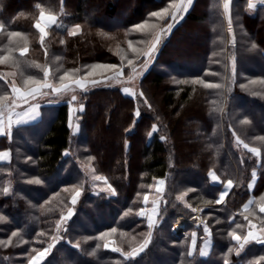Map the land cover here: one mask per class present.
Wrapping results in <instances>:
<instances>
[{
    "label": "trees",
    "instance_id": "1",
    "mask_svg": "<svg viewBox=\"0 0 264 264\" xmlns=\"http://www.w3.org/2000/svg\"><path fill=\"white\" fill-rule=\"evenodd\" d=\"M171 3L179 5L181 0H0V23L4 24L0 55L6 54L9 31L21 33L12 38V47H28L24 57L18 50L12 52L18 66L11 61L0 64V76H4L0 96L11 94L13 81L21 89L35 86L25 81L29 76L42 80L44 67L54 85H59V76L65 72L70 73L65 83L86 76L93 64H115L129 75L133 65L144 60L143 52L155 33L166 25L168 16L153 18L151 13ZM36 4L58 15L64 24L45 30L43 46L34 27L40 15ZM246 5V0L236 1L233 23L225 25L220 0H194L161 43L134 95L124 94L119 85L83 94L77 134L72 133L75 119L70 105L62 100L41 103L36 121L14 125L10 134L0 136V151L12 152L11 162L0 163V216L5 218L0 220V241L11 238V243H0V264H28L36 255L34 250L52 242L56 224L69 208L73 215L42 264H225L226 259L228 264H254L264 256V245L255 242L237 255L238 245L228 235L237 223L244 225L235 229L237 234L246 235L244 216L253 223L261 220L259 208L264 203V139H260L264 137V7L249 14ZM146 20L157 27L143 33L131 31ZM200 22L204 23L201 41L176 46L184 30ZM76 26L80 31L69 35ZM230 30L234 33L229 34ZM129 59L135 63L129 65ZM113 71L86 80H102ZM194 81L221 88H206ZM186 115L188 120L183 122ZM153 126L157 130L149 136ZM237 138L258 148L260 155L246 150ZM102 146L109 150L104 152ZM87 169L104 176L117 195L96 192ZM212 170L221 184L211 182ZM253 172L258 179L250 190ZM160 178L166 179V187L156 226L150 230L146 218L136 213L144 208V196ZM229 179L235 187L227 202L216 203ZM76 191L81 195L73 206ZM251 196L254 203L244 212ZM197 206L202 207L213 234L214 245L207 257L201 256L204 225H187L186 237L172 232L177 215L192 214ZM125 212L129 215L124 216ZM149 231L145 250L125 259L121 252L138 247L149 238ZM194 231L196 251L189 257ZM12 232L18 235L12 237ZM41 232L45 235L38 236ZM102 233L111 234L97 239ZM112 240L121 252L105 248Z\"/></svg>",
    "mask_w": 264,
    "mask_h": 264
},
{
    "label": "snow or ice",
    "instance_id": "2",
    "mask_svg": "<svg viewBox=\"0 0 264 264\" xmlns=\"http://www.w3.org/2000/svg\"><path fill=\"white\" fill-rule=\"evenodd\" d=\"M262 3H264V0H261ZM193 3V0H187V5H191ZM254 5L249 4V7H253ZM35 8L40 9V15H39V20H37V22L35 23L34 27L39 31L40 33V43L43 46L44 43V39H45V27L41 25L40 20H44L45 19V13L43 8H41L40 4H36ZM229 8V4L226 2L224 4V9L227 12ZM169 9H175L176 11L171 15L170 19L175 22L176 20V15L177 13L183 9L184 11H187V8L184 7V2L183 0H181V4H176V3H171L169 4L167 7H165L164 9L160 10V11H155L151 13V17L153 18H159V19H164L168 16L169 13ZM47 20L50 22V24L48 25V27H51L52 24L56 23V18L53 15H48L47 16ZM231 24V22H230ZM157 27L156 24L151 23L149 20H146L143 23L137 24L133 27V29H131V31L135 32V31H140V32H144L145 30L148 29H155ZM173 27V23H169L167 25V30H170ZM4 29V24L0 23V30ZM79 26H76L75 29L71 30L69 32V35H75L76 32L78 31ZM164 31V29L161 30V33ZM8 36V42H9V46H7L4 51L6 52L5 55H0V64H4L6 62L11 61V63L15 66L19 65V61L12 56V52L14 50H18L19 52V56L20 57H24L25 54L28 52V47L27 46H19L17 45L16 48L12 47L13 45V37H19L21 36V33L18 31H9L7 33ZM161 42V34H157L155 39L151 42L150 47L147 49L146 52H143V56H144V60L142 61V63L144 65H147L148 59L152 58L153 54L155 52L158 51V47L159 44ZM61 43H63V41H61ZM129 47L132 48V51L135 53L137 52V49L133 48V42L129 41ZM138 43H144V41H139ZM252 48L255 49L256 45L253 44ZM47 54V53H46ZM128 64L132 65L133 64V60L129 59L128 60ZM35 67H41L40 65H35ZM107 68V69H117V65L115 64H106V65H100V64H93L91 66H88V68L90 69L89 71H87L86 76L84 77H80L75 79L72 83H65L66 80H68L70 73L69 72H65L63 75L59 76V86H55L52 83H49V70L47 69V67L43 68V79H37L35 77L29 76L28 79L25 81V84L28 83H32L35 86L33 87H25L24 89H21L19 87L16 86L15 82L13 81L9 87L11 89V94H5L3 96H0V127L4 126V117H5V113L7 111L8 114V128L11 129L12 127V120H11V115L14 112V110L16 108L22 107L24 105H28V108L26 111L24 112H16L15 114L19 117V116H29L30 118H35L38 115V108L39 105L38 104H31L30 102L32 100H35L37 96H47V95H57L59 96L62 93H67L69 91H74V87L78 86L79 88H81L82 90L86 91L88 85L85 83L86 78L89 76L93 75V71L96 68ZM73 72L79 71L77 70H72ZM120 71L122 72V67L120 69ZM133 71H135V69H133ZM232 72H233V76L235 73V66H234V62H233V67H232ZM7 75V74H5ZM11 75H14L11 74ZM0 78H4V76H0ZM106 80H111L114 79L113 77H106ZM129 79H131V77H129ZM264 82V81H262ZM5 83H8V81L5 79ZM92 87L98 86L102 83H105V80H96L93 79L90 82H88ZM177 83H187V81H177ZM193 83H203L204 87L206 88H216L219 89L221 88L220 84H215V83H204L203 81H194ZM251 83H255L254 81H252ZM242 87H245L244 85H242ZM45 89H49V91H45ZM123 93L124 94H128V95H134L133 93L129 92V89L127 87L123 88ZM139 95L143 96V93H140ZM77 100V96L76 95H72L71 96V100L69 101V103L75 102ZM3 101H9V103L7 105L3 104ZM146 102V101H145ZM80 112L84 111V107L83 105L80 106L79 108ZM135 115L137 117H139L140 113L137 110ZM22 121L17 120V123H21ZM243 123H247V121H243ZM79 129V126L77 125V130ZM156 127L153 126V130L152 132H150L148 135L151 136L155 131H156ZM260 139H264V137H260ZM237 143H242V141L239 140V138H237ZM243 147L245 149H248L251 153H253L254 155H259V149L256 147H252L249 148L248 144H243ZM8 155V153H4V156L6 157ZM65 155H67V153H65ZM256 173L253 172V176H255ZM210 177L211 180L213 182H217V176L215 175V173H210ZM92 179L94 181H101L103 180V182L105 184H107V180L101 176H97V175H93ZM35 183H40L39 180L35 181ZM165 183L164 180H159L158 184L159 185H163ZM233 187V181L231 179L227 180L226 183L223 184V190L221 191L220 195H219V199L216 201V203H221L222 201H224L225 197L229 194V192L231 191ZM249 189L251 190L253 188L252 184L248 185ZM108 188L110 189V195L111 196H116V190L114 188H112V186L110 184H108ZM157 191L159 192V189H157ZM4 193L7 194L8 193V189L5 188L4 189ZM98 194V193H97ZM81 195L80 191H76L75 194L72 196V200L71 203L74 206L77 203V199L78 197ZM177 199L179 200H183V196H179L177 197ZM144 201L147 202L148 201V196L145 195L144 196ZM252 203L251 200H249L248 203H246L243 206V210L244 212H247L249 210V205ZM158 201H153V208H152V213L156 214L157 216L159 215V209H158ZM131 211V209H129V212ZM193 212L196 211V209H192ZM129 212H125L124 216H128ZM260 212L264 213V206H262L260 208ZM138 216L142 217V218H146L147 219V223H148V228L151 230L152 228H154L156 226V222L153 219L152 215H149L145 212L144 209H141L139 212L136 213ZM73 215V209L69 208L67 215H62L60 218V221L57 222L56 224V229L57 231H59V229L61 228V225L65 224L66 221H68ZM5 218L0 216V220H4ZM234 219V218H233ZM245 221H247V233L246 235H238L237 231L235 229H240L242 227H244V225H241L239 223H237L235 225V229L231 232H229V236L231 238L232 241H235L236 244L238 245V248L236 249V254L239 255L240 252H242L245 249V246L255 242L256 244H260V245H264V220H261V224L260 226H258L256 223H253V221L251 219H249V217L247 215L244 216ZM66 230V229H65ZM117 231V229L113 228L111 229V233H115ZM204 232L206 235H208L210 237L211 233L209 228L207 227V225H204ZM111 233H102L100 235V237H98L97 239H104L105 237L109 236ZM12 237H16L18 235L17 232H12ZM45 235L43 232L38 233V236H43ZM150 238H151V231H149V238L145 239L142 243L139 244L138 247H134L131 249V251L128 252H121V249L119 248H112L111 250L114 252H121V254L125 257V259H130V258H135V256L139 255L140 253H142L145 248L148 246L149 242H150ZM53 240H56L57 237L53 236L52 237ZM24 243H27V241H23ZM0 243H11V238L8 241H0ZM55 245L50 243L48 244L47 247L43 248L42 250H34L36 251V255L35 256H31L28 264H42V261L44 260V258L47 256V254L52 250V248ZM77 247H79V245H76ZM205 246H209V241L206 240L205 241ZM108 245H105V248H107ZM232 249H229V252H231ZM187 255L189 257H191L193 255V252L191 250L188 251ZM201 255H204L203 252H201ZM261 261H264V256L260 257L259 260L255 261L254 264H261ZM225 264H228L227 259L225 260Z\"/></svg>",
    "mask_w": 264,
    "mask_h": 264
},
{
    "label": "rangeland",
    "instance_id": "3",
    "mask_svg": "<svg viewBox=\"0 0 264 264\" xmlns=\"http://www.w3.org/2000/svg\"><path fill=\"white\" fill-rule=\"evenodd\" d=\"M116 1H119V0H116ZM121 1V0H120ZM138 1V0H137ZM178 1V0H177ZM194 1V0H193ZM236 1H238V0H220V2H221V11H222V16H223V20H224V23H225V25H229L230 24V22L231 23H233V19H232V16H233V13L232 12H234L233 11V7H234V5L236 4ZM183 2H184V7H186L187 8V11H184L183 9H181L178 13H177V15H176V20H175V22H173L171 19H170V17H171V15L175 12V9H169V14H168V17L166 18V20H165V22H166V25H165V27H163V29H164V31L161 33V30L162 29H160V30H158V32L157 33H155V36L153 37V40L155 39V37H156V35L157 34H161V42H160V44H159V47H160V45H161V43L163 42V40H165L167 37H168V35L171 33V31H172V29H173V27L178 23V22H180V19L185 15V14H187V12L190 10V8L192 7V4L191 5H187V0H183ZM228 3L229 4V8H228V10H227V12L225 11V9H224V4L225 3ZM121 12V14H122V11H120ZM45 13V12H44ZM47 13V12H46ZM45 13V14H46ZM124 13V12H123ZM52 14V13H51ZM54 15H56V14H54ZM56 16H58V15H56ZM169 23H173V27L170 29V30H167V25L169 24ZM42 26H44V24H41ZM56 25H59V26H63L64 24L60 21V20H58L57 21V24ZM203 28H204V23L203 22H200V23H198V25L196 26L195 25V27L193 28V29H191V30H184V38H181V37H178V43L176 44V46H179V45H183V46H185V45H189V44H193L194 42H199V41H201V35H202V32H203ZM75 29V28H74ZM80 31V27H79V29H78V31L77 32H79ZM229 34H233L234 32H233V30H230L229 32H228ZM152 40V41H153ZM151 41V42H152ZM151 42H150V44H151ZM150 47V46H149ZM159 47H158V51H159ZM158 51L157 52H155L154 54H153V56H152V58H150V59H148V62H147V65H144L142 62L141 63H139L138 65H137V63L136 64H134L133 65V67H132V69H131V73H129V75H125V73H124V71L122 70V72L120 71V67L118 68V69H107V68H96V69H94V70H92L93 71V75H92V77L93 76H98V75H103V74H106V73H108V72H110V71H113V70H115V71H113L111 74H109V76L108 77H113L114 79H111V80H106L105 78L104 79H102V80H105V83H102V84H100V85H98V86H95V87H92L88 82H90V80H86L85 81V83L88 85V87H87V90L86 91H84V90H82L81 88H79L78 86H76V87H74V91H69V92H67V93H62V94H60L59 96H57V95H52V94H50V95H47V96H37L36 97V99L35 100H32L30 103H33V102H37V103H39V104H41V103H44V102H46V101H62V100H65V101H67L68 103H69V101L71 100V96L74 94V95H76L77 96V100L75 101V102H72V103H69V105H70V108H71V117L73 118L74 117V122H73V124H72V133H75V134H77L78 133V131H79V129L77 130V125L79 126V128H80V125H79V122L77 121L78 119H77V114L78 113H80V111H79V108H80V106L81 105H83V103L81 104L80 103V101L82 100V97H83V94H85L86 92H89V91H91V90H94V89H96V88H99V87H112V86H120V87H122V90H123V88H125V87H127L128 89H129V92L130 93H135V92H137V90H138V87H139V81H140V79H141V77L143 76V75H145L146 73H147V71L151 68V66L154 64V61H155V59H156V57H157V55H158ZM133 63H135V61H133ZM133 69H135V71H133ZM129 77H131V79H129ZM101 80V79H100ZM73 82V81H72ZM71 82V83H72ZM50 83V82H49ZM52 83V82H51ZM53 84V83H52ZM55 86H59V85H55ZM45 91H49L50 92V90L49 89H45ZM156 97H159L158 95H156ZM158 100H159V98H158ZM9 103V102H8ZM7 105V104H6ZM25 106V105H24ZM24 106H22V107H24ZM22 107H19V108H16L15 110H14V112L16 111V110H18V109H20V108H22ZM83 107H84V105H83ZM162 108L164 109V110H166L165 109V107H163L162 106ZM188 120V117H187V115L185 116V119H184V121L183 122H186ZM183 138H184V136H182ZM240 140V139H239ZM241 141V140H240ZM241 145H243V144H246L245 142H243L242 141V143H240ZM103 147V149H104V152L105 151H107V149H106V147L105 146H102ZM249 148H252L251 146H249ZM109 150V149H108ZM246 150H248V149H246ZM11 151V150H10ZM249 151V150H248ZM103 152V151H102ZM260 150H259V155H260ZM12 153V152H11ZM112 154V153H111ZM242 157H244V155H243V153H242V155H241ZM256 157H257V155H255ZM12 160V159H11ZM11 162V161H10ZM87 172H88V176H89V178H90V182H91V186L94 188V190L96 191V192H105V193H107V194H109V196H111L110 195V189L108 188V184H110L109 183V181L104 177V176H102V175H99V174H97L95 171H93L92 169H87ZM210 172H212V173H215L219 178H220V176L218 175V173L217 172H215L214 170H212V171H210ZM257 174V173H256ZM93 175H97V176H101V177H103V178H105L106 180H107V184H105L104 182H103V180H101V181H94L93 179H92V177H93ZM209 177H210V175H209ZM165 179V178H164ZM221 179V178H220ZM166 180V179H165ZM211 180V179H210ZM221 181H222V179H221ZM226 183V182H225ZM111 185V184H110ZM112 186V185H111ZM235 187V182H233V187H232V190H233V188ZM113 188V187H112ZM153 190H154V188H153ZM151 191L148 195V201L146 202V207H144L143 209L145 210V212L147 213V214H149V215H152V216H154V214L152 213V208H153V201H158L159 202V204H161V202H162V198H163V194H162V192L159 190V192L157 191V189H155V191ZM232 190H231V192H232ZM165 191V190H164ZM230 194L231 193H229V196H230ZM229 196H228V198H229ZM228 198H227V200H228ZM227 202V201H226ZM226 202H223V203H226ZM158 204V205H159ZM220 204H222V203H220ZM262 206H264V203L263 204H261L260 205V208L262 207ZM260 208H259V213L260 214H262V219L261 220H264V213H262V212H260ZM196 211L194 212V213H192V214H184V213H180L181 215H185V216H188V217H193L197 212H199L200 210H201V212H202V217H203V221L201 222V223H196V222H193V223H188V224H186L185 225V227H184V230H183V235H176L175 233H174V231H173V228H174V225H175V223H174V225L172 226V232L174 233V235H176L177 237H186V236H188V231L186 230V227H187V225H189V224H193V225H205L206 224V222H205V218H204V214H203V209H202V207L201 206H197L196 208ZM250 209V208H249ZM179 215V214H178ZM178 215H177V217H178ZM177 217H176V221H177ZM261 220H258V219H255V222L254 223H256L258 226H260V224H261ZM155 221H156V218H155ZM207 225V224H206ZM207 227L209 228V230H210V233H211V235H210V237L208 236V235H206L205 234V232H204V235H205V238H204V240L202 241V246H204L205 244V241L206 240H208L209 241V243L212 245V247H213V245H214V242H213V234H212V230H211V228L207 225ZM204 228V227H203ZM62 230H63V225H61V228L59 229V231H57V233H56V235H55V237H57V239L56 240H52V244H56L57 243V241H58V236H59V234L62 232ZM193 235L194 236H196V239H197V233H196V231H194L193 233H192V239H191V242H194V243H196V241L195 240H193ZM193 243H191V245H192ZM108 248H118L116 245H115V242H114V240H112V241H110L108 244ZM209 246H207L206 247V249H207V253H209L210 252V250L212 251V249H211V247H209ZM53 249V248H52ZM52 251V250H51ZM51 251L47 254V256L51 253ZM46 256V257H47ZM45 257V258H46ZM44 258V259H45ZM43 262V261H42Z\"/></svg>",
    "mask_w": 264,
    "mask_h": 264
},
{
    "label": "crops",
    "instance_id": "4",
    "mask_svg": "<svg viewBox=\"0 0 264 264\" xmlns=\"http://www.w3.org/2000/svg\"><path fill=\"white\" fill-rule=\"evenodd\" d=\"M231 1V0H230ZM246 10H247V12L249 13V14H253L259 7H264V3H262L261 2V0H246ZM249 4H252V5H254L253 7H249ZM46 13V12H45ZM48 15H53L55 18H56V23L55 24H52L51 25V27H53L54 25H56L57 24V21H58V16H56V15H54V14H51V13H46L45 14V19L44 20H40V23L41 24H44V27H45V30H48L49 28H51V27H48V25L50 24V22L47 20V16ZM31 104H38L39 105V108H38V115L33 119V118H30L29 116H17L15 113L16 112H24V111H26L27 110V108H28V105H25L24 107H22V108H20V109H18V110H16L15 112H13L12 113V115H11V120H12V127L14 126V125H18V124H24V123H31V122H34V121H36L38 118H39V115H40V106H41V104H39V103H37V102H33V103H31ZM17 120H20V121H22L21 123H17ZM12 127H11V129H9L8 128V114H7V111H6V113H5V117H4V126L3 127H0V136H2V135H6V134H10L11 133V130H12ZM80 129V128H79ZM79 132V131H78ZM75 134V133H74ZM8 153V155L5 157L4 156V153ZM11 159H12V153H11V151L10 150H2V151H0V163H9L10 161H11ZM210 173H212V172H210ZM210 173H209V175H210ZM216 175V174H215ZM217 176V175H216ZM210 179H211V177H210ZM257 179H258V176H257V174L253 177V179H252V181H251V183L250 184H252L253 185V188L251 189V190H253L254 189V187H255V185H256V182H257ZM159 180H164L165 181V183L163 184V185H159L158 184V181ZM211 182L213 183V184H221L222 183V181H221V179L217 176V182H213L212 180H211ZM165 187H166V180L164 179V178H160V179H157L156 180V182H155V184H154V190L153 191H155V189H159L161 192H162V194L164 193V190H165ZM222 190H223V188H222ZM232 190V189H231ZM229 193H231V191L229 192ZM147 196H149V195H147ZM228 196H229V194L225 197V199H224V201H222L221 203L223 204V202H226L227 201V198H228ZM249 200H251L252 201V203L249 205V208H251V206L253 205V203H254V200H255V197L254 196H251V198L249 199ZM249 200H248V202H249ZM247 202V203H248ZM147 205H146V202L144 201V207H146ZM159 206H160V204L158 205V208H159ZM154 214V213H153ZM155 218H156V214H154V216H153V219H154V221H155ZM147 220V219H146ZM156 222V221H155ZM193 240H195V241H197V239H196V236H194L193 235ZM193 244L191 245V251L193 252V254L195 253V251H196V243H194V242H192ZM205 244V243H204ZM209 247H211V249L213 248L212 247V245L209 243ZM208 247V248H209ZM201 252H203L204 253V255H201V256H203V257H207V256H209V254L211 253V250H210V252L209 253H207L208 251H207V249H206V246L204 245V246H202L201 247Z\"/></svg>",
    "mask_w": 264,
    "mask_h": 264
},
{
    "label": "built area",
    "instance_id": "5",
    "mask_svg": "<svg viewBox=\"0 0 264 264\" xmlns=\"http://www.w3.org/2000/svg\"><path fill=\"white\" fill-rule=\"evenodd\" d=\"M202 221H203V217H202L201 210L197 212L193 217H188V216L180 214L177 217V221L174 225L173 231L177 236L183 235V230L186 224L193 223V222L201 223Z\"/></svg>",
    "mask_w": 264,
    "mask_h": 264
},
{
    "label": "bare ground",
    "instance_id": "6",
    "mask_svg": "<svg viewBox=\"0 0 264 264\" xmlns=\"http://www.w3.org/2000/svg\"><path fill=\"white\" fill-rule=\"evenodd\" d=\"M178 230H179V228H178Z\"/></svg>",
    "mask_w": 264,
    "mask_h": 264
}]
</instances>
